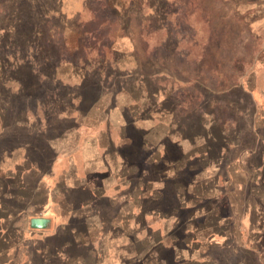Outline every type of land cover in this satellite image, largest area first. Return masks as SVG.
Returning <instances> with one entry per match:
<instances>
[{
	"label": "rangeland",
	"instance_id": "obj_1",
	"mask_svg": "<svg viewBox=\"0 0 264 264\" xmlns=\"http://www.w3.org/2000/svg\"><path fill=\"white\" fill-rule=\"evenodd\" d=\"M253 142L263 154L264 0H0V188L12 184L21 204L45 203L61 171H94L102 147L114 165L128 163L132 183L168 168L155 159L204 155L213 187L242 206L221 216L241 219L246 246H264V211L246 209L242 194ZM196 171L180 175L190 183ZM70 187L81 202L84 189ZM55 198L46 214L56 223ZM190 208L176 216L180 249ZM219 234L198 245L196 264H260L247 250L218 248Z\"/></svg>",
	"mask_w": 264,
	"mask_h": 264
},
{
	"label": "crops",
	"instance_id": "obj_2",
	"mask_svg": "<svg viewBox=\"0 0 264 264\" xmlns=\"http://www.w3.org/2000/svg\"><path fill=\"white\" fill-rule=\"evenodd\" d=\"M109 127V131H122L113 123ZM161 140L158 149L161 147ZM170 141L172 142L171 139ZM178 147L175 142L176 150ZM250 149L253 153L251 157L256 161L248 171L251 189L242 191V194L247 193L246 197L249 196L250 204L246 209L262 212L264 191L261 189L264 190V181L260 180L262 175L264 177V153L261 154V149L255 142ZM93 155L99 160L94 163V171L59 172L54 181L45 187L46 202L35 207L26 204L27 202L21 204L18 194L12 191V184L9 186V193L0 188V264H131L134 260H140L141 264H177L180 260L182 263L179 264H196L200 258L198 245L203 247V243H214L209 240L215 234L220 236L219 232L221 236L224 233L227 236L223 241L215 242L218 248L234 254L241 249L247 250L260 264H264L263 245L246 246L248 239L241 242V219L221 216L220 210L225 206L233 214L241 211L242 206L234 207L235 202L228 200L221 187H213V183H218V174L210 172L213 168L204 166V155L186 156L178 152L174 155V161L155 159L151 162L154 166L161 163L167 164L168 168L153 173L152 180L137 176L134 183L128 179L129 166L121 156L114 165L113 156L106 159L103 147L99 156L95 152ZM192 160H195L196 165H193ZM183 170L188 171L189 176L194 171L199 174L194 181L190 177L192 180L189 183L185 174L180 175ZM10 175L13 177L15 174ZM53 182L54 185H51ZM209 184L212 185L211 188H208ZM70 186L75 190L84 189L85 198L81 202L70 201L66 193ZM54 193L57 196L54 206L55 215L58 216L56 223L46 214L49 203L54 202ZM130 206L132 211L135 210L136 219L130 218V214L133 216ZM187 208L192 211V218L186 222V226L190 224V227L186 238L181 240L185 249H180L173 229L177 227L178 210ZM30 215L47 218V227L30 228ZM197 217L199 221L195 220ZM71 218L76 221L72 222ZM136 223L137 227L134 229ZM140 243L144 247L136 250L135 245ZM162 251H167L170 255L166 258L162 256ZM227 264L250 262L237 258Z\"/></svg>",
	"mask_w": 264,
	"mask_h": 264
},
{
	"label": "water",
	"instance_id": "obj_3",
	"mask_svg": "<svg viewBox=\"0 0 264 264\" xmlns=\"http://www.w3.org/2000/svg\"><path fill=\"white\" fill-rule=\"evenodd\" d=\"M45 222H46L45 218L32 217L29 219V226L33 228H38V227H42Z\"/></svg>",
	"mask_w": 264,
	"mask_h": 264
},
{
	"label": "trees",
	"instance_id": "obj_4",
	"mask_svg": "<svg viewBox=\"0 0 264 264\" xmlns=\"http://www.w3.org/2000/svg\"><path fill=\"white\" fill-rule=\"evenodd\" d=\"M89 34V33H88Z\"/></svg>",
	"mask_w": 264,
	"mask_h": 264
}]
</instances>
